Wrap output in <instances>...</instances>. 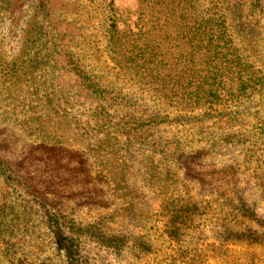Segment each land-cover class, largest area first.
<instances>
[{"label":"rangeland","instance_id":"374dc122","mask_svg":"<svg viewBox=\"0 0 264 264\" xmlns=\"http://www.w3.org/2000/svg\"><path fill=\"white\" fill-rule=\"evenodd\" d=\"M208 7L235 56L171 102L111 37L145 0H0V264H264V0Z\"/></svg>","mask_w":264,"mask_h":264},{"label":"trees","instance_id":"16d2710c","mask_svg":"<svg viewBox=\"0 0 264 264\" xmlns=\"http://www.w3.org/2000/svg\"><path fill=\"white\" fill-rule=\"evenodd\" d=\"M145 1L149 8L145 15V9L141 10V16L137 18L141 23L127 21L129 18H126L124 29L120 30L118 16H110L111 37L116 36V40L123 38V56L128 67L144 75L146 82L171 102L187 98L191 86L196 93L201 90L203 94L212 96L219 82L216 84L211 76H208L210 80L202 79L196 66L204 65L206 72L211 74V68L232 61L235 55L228 36L225 37L224 21L211 13V7L204 10V14H199L196 11L198 0ZM169 24L174 30L171 33L162 31ZM154 29L159 31L157 41L149 38ZM164 40H168L169 45H163ZM97 91L98 88L92 87L93 93ZM101 92L108 100L111 91ZM203 98L195 95L196 100ZM55 239L66 256L73 260V249L59 228L55 230Z\"/></svg>","mask_w":264,"mask_h":264}]
</instances>
